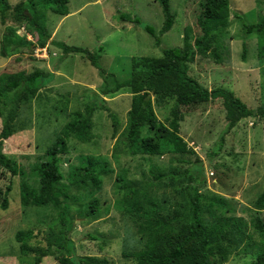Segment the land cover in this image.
Returning <instances> with one entry per match:
<instances>
[{"label": "rangeland", "instance_id": "obj_1", "mask_svg": "<svg viewBox=\"0 0 264 264\" xmlns=\"http://www.w3.org/2000/svg\"><path fill=\"white\" fill-rule=\"evenodd\" d=\"M8 1L13 5L20 0ZM201 2L170 0L176 13L175 22L170 30L161 35L160 45H156L154 37L144 29L146 25L156 32L161 28L163 16L156 0H69L68 15L46 11V26L51 36L43 46L38 44V36L29 32L25 24L13 23L10 14L2 22L0 16V39L5 26L15 25L20 35L26 34L36 44L29 53L10 57L0 55V73L31 71L38 66L54 74L49 84L27 98L14 120L15 132L5 140L4 151L13 156L19 166L29 170L38 156L44 154L58 136L63 135V127L72 122L74 113L94 99V92L99 93L109 110L117 114L119 127L114 135L108 110L98 108L92 115L93 141L66 138L67 152L62 155L61 161L64 173L71 164L80 161L81 155L86 154L107 156L114 169L113 173L104 176L102 189L96 193L99 199L96 216H86V197L77 198V202L70 201L72 228L69 237L73 241L75 255L104 257L108 259V264H136L130 255L141 249L145 240L137 232L131 217L117 208L120 203L117 202L119 194L115 179L118 172L127 169L129 179L149 180L150 164L167 171L198 170L195 175L198 189L207 196L225 197L235 215L243 217L248 223L247 230L253 232L255 243L260 241L261 237L254 231L251 220L256 215L264 219V209L257 213L253 205L256 196L264 189V118H243L226 132L227 121L221 99L181 106L183 120L179 134L194 153L131 155L116 147L127 122L130 89L100 93L104 78L99 69L84 54L64 53L51 43L53 37L55 41L89 50L101 46L103 51L98 59L99 67L122 80L131 70L133 56H159L162 48L182 46V35L187 25L192 27L193 36L198 35L200 30L196 21ZM230 7L226 34L221 38L225 49H217L220 60L211 55H196L189 65V73L208 89L215 86L229 88L255 110L264 101V56L258 54L256 35L244 33L242 21L235 12L242 15L246 22H255L264 17V0H230ZM122 14L138 18L140 23L124 21ZM173 105V100L154 103V111L160 121L167 122ZM222 135L221 149L213 154L219 148ZM20 180L19 176L13 177L9 205L6 209L0 208V264H32V255L23 256L20 253L15 232L32 228L37 239H41L58 213L51 206L23 207L20 203ZM28 180L37 184L34 177ZM6 183L7 180H0V186ZM147 190L155 198H164L166 208H170L177 199L171 187L155 185L148 186ZM72 192L77 194L74 189ZM257 250L258 246L251 248L247 254L242 251L233 253L225 263L250 264ZM58 254L59 250L53 248L51 255L44 257L40 264H58Z\"/></svg>", "mask_w": 264, "mask_h": 264}, {"label": "trees", "instance_id": "obj_2", "mask_svg": "<svg viewBox=\"0 0 264 264\" xmlns=\"http://www.w3.org/2000/svg\"><path fill=\"white\" fill-rule=\"evenodd\" d=\"M68 1L20 0L12 5L8 0H0L1 21H5L7 14H10L13 23L25 24L29 32L38 36V44L43 46L51 36L46 26V11L68 15ZM156 1L163 16L161 28L156 32L146 25L144 29L154 37V43L160 45L161 35L171 29L176 13L171 8L170 0ZM200 5L201 11L196 21L200 30L198 35L193 36L192 27L187 25L182 35V46L162 48L159 56H133L131 70L122 80L99 67L98 59L103 51L101 46L89 50L51 39V43L64 53H82L99 69L104 78L100 93L130 89L127 122L116 147L131 155L194 153L179 134L183 120L181 106H195L221 99L227 121L226 132L243 118H264V101L255 110L251 109L229 88L215 86L208 89L189 73V65L196 55H211L215 60H220L217 49H225L221 38L226 34L231 15L230 0H202ZM235 15L242 21L245 34L256 35L258 54L263 57L264 17L255 22H246L242 15L236 12ZM121 19L140 23L138 18L124 14ZM35 46V42L29 40L26 34L17 33L15 25H7L0 39V55L10 57L22 52L29 53ZM53 76V72L41 67L31 71L0 73V180H7L4 186H0V208L8 207L13 177L19 176L20 203L23 207L51 206L58 210L48 232L41 239H37L32 228L15 232L14 238L23 256L32 255V264H40L54 248L59 250L56 256L58 264H108V259L104 257L74 254L73 241L69 237L72 228L69 206L70 201L77 202V198L86 197V216L97 215L99 199L96 193L102 189L104 176L114 172L110 160L105 155L86 154L80 156L79 162L71 164L66 173L61 169L62 155L67 152L66 138L93 141L92 115L96 109L108 110L113 135L118 131L117 114L109 110L101 95L93 91L94 99L74 113L72 122L63 127V135L58 136L56 142L38 156L29 170L19 166L16 159L4 151L5 140L15 132L13 123L19 109L37 89L49 84ZM164 100L174 102L166 123L160 121L154 111V103ZM222 141L223 135L219 148L213 154L220 151ZM148 171L151 176L149 180L129 179L127 169L118 172L115 179L119 194L117 202L120 203L117 208L131 217L137 232L145 240L144 246L130 255L136 264H226L229 255L241 251L247 254L257 246L256 256L250 264H264V219L261 216L256 215L251 220L254 231L261 237L258 245L253 232L247 230L248 223L243 217L235 215L225 197L207 196L198 189L195 177L198 170L167 171L150 164ZM33 177L36 185L28 180ZM155 185L171 187L177 199L170 208L164 205V198L158 199L149 194L147 187ZM253 205L257 213L264 209V189L256 196Z\"/></svg>", "mask_w": 264, "mask_h": 264}, {"label": "crops", "instance_id": "obj_3", "mask_svg": "<svg viewBox=\"0 0 264 264\" xmlns=\"http://www.w3.org/2000/svg\"><path fill=\"white\" fill-rule=\"evenodd\" d=\"M97 1H99V0H96V2H97ZM17 33L19 34V32H18V31H17ZM19 35H20V34H19ZM52 39H53V37H52ZM37 67H38V66H37Z\"/></svg>", "mask_w": 264, "mask_h": 264}]
</instances>
